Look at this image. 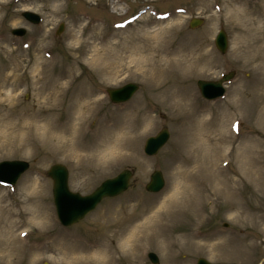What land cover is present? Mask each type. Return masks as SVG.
<instances>
[{
    "label": "rangeland",
    "instance_id": "374dc122",
    "mask_svg": "<svg viewBox=\"0 0 264 264\" xmlns=\"http://www.w3.org/2000/svg\"><path fill=\"white\" fill-rule=\"evenodd\" d=\"M24 11L38 14L42 22H29L22 16ZM195 17L204 23L190 29L189 22ZM61 24L64 29L58 34ZM16 28H25L26 35L14 36L11 30ZM158 28L169 31L162 40L169 48L179 47L205 57L189 81L195 93V115L188 127L182 126L187 121L184 112L154 95V87L139 70L141 56L132 52ZM73 29L79 31L81 41H88V47L71 37ZM220 29H225L229 39L225 54L215 46ZM252 39L258 41L253 49L264 55V0H0V77L10 79L4 90L10 99L0 101L8 120L0 130L10 132L14 141L5 148L1 144L0 162L30 163L14 187L0 185V227L19 223L22 243L35 250L53 248L55 240L65 235L95 243L107 232L106 220L115 222L117 229L127 223L131 228L151 216L164 201L172 199L178 204L181 195L177 191L195 187L204 197L202 217L189 218L193 223L185 218L165 232L190 234L200 246L177 240L172 258L168 247L150 244L142 253L141 264H152L149 252L158 255L159 264H197L200 257L221 264H264V64L250 61L253 51L235 52L238 44ZM99 43L105 48L111 43L119 53L114 62L109 59L115 67L112 71L86 53V48L92 50V45ZM144 53L151 64L152 52ZM43 60L44 67L39 70ZM152 66L146 63L145 68L150 71ZM229 71H236V77L226 85V94L213 101L203 98L197 81L218 80ZM40 72H44L46 82L56 83L61 90L51 111L38 107L33 82ZM177 75L182 84L184 76L181 72ZM130 82L139 84L140 90L128 102L112 104L106 89ZM74 89L92 95L94 110L75 135L64 137ZM36 110L45 120L24 119ZM200 122L226 127L225 142L215 151L223 155L222 169L195 171L184 178L179 175L178 163L191 161L187 147L193 126ZM164 127L170 131L169 141L157 155L147 156L146 139ZM101 141L109 149L114 147L107 150L104 160L93 156L97 150L73 156L78 146L95 149ZM56 163L68 167L69 187L82 195L91 194L104 180L126 168L134 171V177L127 192L104 200L81 222L64 227L57 218L53 181L47 176ZM154 170H161L166 180L159 193L145 190ZM46 220L49 224H42ZM115 233L114 229L108 232L109 236ZM111 242L116 243V238ZM206 243L214 244L215 249L203 247ZM31 253L23 256L22 264L30 261ZM49 256L41 255L35 261L54 264ZM118 256L115 264H137L131 262L128 253L119 252ZM0 264L9 263L0 259Z\"/></svg>",
    "mask_w": 264,
    "mask_h": 264
},
{
    "label": "bare ground",
    "instance_id": "6f19581e",
    "mask_svg": "<svg viewBox=\"0 0 264 264\" xmlns=\"http://www.w3.org/2000/svg\"><path fill=\"white\" fill-rule=\"evenodd\" d=\"M148 32V31H147ZM79 31L73 29L71 37L78 41ZM169 34L166 28H158L151 33V37L148 39L143 38L144 43L140 46H136L132 49V52L138 56H141L139 60V70L154 87V95L169 107L182 111L187 117V121L182 124L183 127H188L194 122L195 115V93L190 85V77L198 71V64L205 58L203 55L199 57L193 55L190 50H183L179 47L169 48L162 40ZM96 39V36H93ZM155 41V42H154ZM258 42V41H257ZM255 40H247L238 44L235 52L241 54L244 50L253 51L250 53V61L264 64V55L259 50H254V46L257 44ZM81 45L88 47V41H81ZM154 43V44H153ZM109 43L108 48L98 45H92V50L86 48V53L92 55V60L95 63H106L105 69L111 70L115 68L113 63L109 61L114 57H118L119 53L116 51L115 46ZM150 50L153 54L151 57V64L146 59V51ZM42 52V49H41ZM207 58V57H206ZM40 60V59H39ZM45 60L41 63V70L44 67ZM48 61H46L47 63ZM146 63L152 66L150 71L145 68ZM207 67L204 64L203 69ZM147 72H149L148 75ZM177 72H181L184 76V80L181 84L178 79ZM40 72L37 74L34 85L37 87V95L39 97L38 107L39 109L52 110L56 102L61 96V90L57 88L56 83L46 82V78ZM18 76L15 75V79ZM67 79L71 80L69 76ZM184 81L187 82L184 84ZM10 84V79L6 77H0V101L2 99L9 100L10 96L4 92L6 87ZM92 95L89 93L77 91L74 89L69 97L68 106V121L64 126V137L67 135H75L78 131L77 127L80 126L85 120L89 119V115L94 110V105L91 104ZM36 110L30 116H24L25 120H31L37 122V120H45V118L39 117ZM8 120L7 112L0 109V125ZM9 129V127L7 128ZM226 127L224 124H209L200 122L198 126L194 125L191 130L189 152L190 162L187 164L178 163L180 171L179 175L187 177L191 173L201 172L202 170L218 171L221 168V162L223 155L217 154L221 145L226 139ZM12 142V135L7 130H0V149L2 147H8ZM101 141L95 149L89 146H78L73 150L74 157H80V153L97 150L93 155L99 160H104L107 157V145ZM180 142V139H179ZM114 147L110 146L112 150ZM109 149V150H110ZM264 169V167H263ZM254 170L258 173L257 167ZM201 192V191H200ZM195 189V187H187L181 192L177 191L181 195L178 204L171 199L164 201V204L153 212L151 216L143 220H138L133 226L129 223L123 225L121 229L116 228V223L106 220L104 222L105 231L99 236L96 243H84L77 239L76 236L65 235L63 238H57L55 240L53 248H36L30 246L25 248L21 240V235L18 230L21 228L19 223L9 222L0 227L5 232L0 231V259L7 260L9 264H22L23 256L27 252H32L30 261L25 264H38L37 260L41 255L47 256L54 262V264H115L120 259L118 253H128L132 256V263L141 264L142 253L144 249L152 244L161 248H169L168 254L173 258L172 249L174 248L175 241L179 240L184 245L197 246L200 243L196 241V238L190 234H180L177 236L174 232H165L173 224H182L187 218L193 217L194 219H200L202 217L200 212V205L204 200L202 194ZM203 193V192H202ZM204 194V193H203ZM40 217V216H39ZM48 218V217H47ZM33 220L40 218H32ZM32 220V222H34ZM34 224H38L35 222ZM44 225H48L49 221L42 222ZM114 229L115 234L109 236L108 232ZM112 237V238H110ZM117 240L116 243H112L113 239ZM209 241L210 238H207ZM200 246V245H199ZM203 247H207L210 250L215 249V245L206 243ZM49 253V254H45Z\"/></svg>",
    "mask_w": 264,
    "mask_h": 264
},
{
    "label": "water",
    "instance_id": "95a60500",
    "mask_svg": "<svg viewBox=\"0 0 264 264\" xmlns=\"http://www.w3.org/2000/svg\"><path fill=\"white\" fill-rule=\"evenodd\" d=\"M33 23H38L40 18L38 15L25 12L23 14ZM203 23L200 19H193L191 27H198ZM63 27H61L62 29ZM24 29L13 30L14 34L24 35ZM216 46L225 53L228 48V38L224 30H221L216 39ZM234 73L226 75L221 81H204L200 80L198 86L204 97L213 99L224 94L222 86L223 81L230 79ZM138 85L130 83L118 89H110L109 94L114 102H124L129 100L138 90ZM169 139V132L164 129L156 137L147 140L146 153L154 155L158 153L161 147ZM29 168L26 161H4L0 163V181L15 184L19 176ZM48 175L54 180L53 194L60 221L65 226L73 225L83 219L106 197L117 196L128 189L130 180L133 176L130 170H125L115 178L104 181L92 194L82 196L74 193L69 189L68 185V169L62 164L53 165L48 171ZM164 187V178L160 171H155L151 176V181L147 185V190L151 192L160 191ZM151 260L158 263L155 254H150ZM198 264H212L205 259H200Z\"/></svg>",
    "mask_w": 264,
    "mask_h": 264
}]
</instances>
